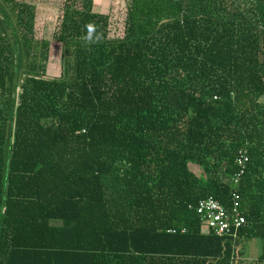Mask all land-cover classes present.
Returning <instances> with one entry per match:
<instances>
[{
  "label": "trees",
  "instance_id": "1",
  "mask_svg": "<svg viewBox=\"0 0 264 264\" xmlns=\"http://www.w3.org/2000/svg\"><path fill=\"white\" fill-rule=\"evenodd\" d=\"M61 13L47 77L35 6L0 0V264H264V0H130L118 37ZM234 196L235 237L203 233Z\"/></svg>",
  "mask_w": 264,
  "mask_h": 264
},
{
  "label": "rangeland",
  "instance_id": "2",
  "mask_svg": "<svg viewBox=\"0 0 264 264\" xmlns=\"http://www.w3.org/2000/svg\"><path fill=\"white\" fill-rule=\"evenodd\" d=\"M24 2L23 0H18ZM62 0H39L36 7V18L34 23V38L36 42H47L49 44L48 62L46 65L47 77H58L61 72V67L65 62L72 63V47L66 49L62 48V45L57 43L53 35L58 32L61 13L60 2ZM101 3L100 7L95 6L94 12H104L109 14L112 26L110 36L118 37L121 35V28L123 26V19L125 13V7L130 0H110L108 4L106 2ZM62 5V4H61ZM114 5V6H113ZM191 170L197 175L202 176L199 168L191 167ZM252 252L251 255H254ZM248 255V254H247ZM249 256V255H248ZM248 258V257H247ZM243 259L250 261V259Z\"/></svg>",
  "mask_w": 264,
  "mask_h": 264
},
{
  "label": "built area",
  "instance_id": "3",
  "mask_svg": "<svg viewBox=\"0 0 264 264\" xmlns=\"http://www.w3.org/2000/svg\"><path fill=\"white\" fill-rule=\"evenodd\" d=\"M239 157L237 163L239 166L243 167L247 161V157L244 156V154H240ZM238 206L237 196H234V204L231 214H228L222 205L211 198L199 201L196 206V211L202 223V232H212L217 236L231 235L235 237L234 233L236 230L245 223ZM232 231H234L233 234Z\"/></svg>",
  "mask_w": 264,
  "mask_h": 264
},
{
  "label": "crops",
  "instance_id": "4",
  "mask_svg": "<svg viewBox=\"0 0 264 264\" xmlns=\"http://www.w3.org/2000/svg\"><path fill=\"white\" fill-rule=\"evenodd\" d=\"M23 1H24V3H27V4H30V5L35 6L36 3H37L39 0H23ZM40 1H41V0H40ZM109 1H110V0H105L104 2H106V4H108ZM62 2H63V0L60 2V6H61ZM102 2H103V0H93V10H94L95 6L100 7V5H101ZM113 6H114V5H113ZM100 8H101V7H100ZM100 10L102 11L103 8H101ZM101 11H99V12H97V13H100V14H107V13H104V12H101ZM35 13H37V11H36V7H35Z\"/></svg>",
  "mask_w": 264,
  "mask_h": 264
},
{
  "label": "clouds",
  "instance_id": "5",
  "mask_svg": "<svg viewBox=\"0 0 264 264\" xmlns=\"http://www.w3.org/2000/svg\"><path fill=\"white\" fill-rule=\"evenodd\" d=\"M87 27H88V32H87V36L85 38L86 41L88 43H94V42L98 41L100 38L99 36H97L95 40L93 39V32L95 31V29L92 26H87Z\"/></svg>",
  "mask_w": 264,
  "mask_h": 264
}]
</instances>
